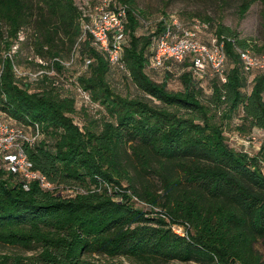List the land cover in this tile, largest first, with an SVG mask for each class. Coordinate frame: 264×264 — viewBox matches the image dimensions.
I'll return each instance as SVG.
<instances>
[{"label":"trees","instance_id":"16d2710c","mask_svg":"<svg viewBox=\"0 0 264 264\" xmlns=\"http://www.w3.org/2000/svg\"><path fill=\"white\" fill-rule=\"evenodd\" d=\"M124 4V65L113 66L129 76L134 95L112 90L105 77L111 64L81 35L73 0H0V49L29 30L33 54L50 58L28 62L64 74L60 61L71 56L80 84L104 109L81 129L73 98L59 96L51 73L16 75L11 53L0 51V111L14 123L38 124L42 136L24 149L53 182L45 189L29 181L24 189L0 151V264H264L256 247L264 248V72L244 70L229 42L224 79L209 65L197 71L192 52L154 66L155 38L172 24L137 34L144 20ZM228 30L217 33L264 51V43ZM146 66L176 67L181 86L168 88ZM203 80L211 82L208 99ZM218 111L230 119L239 113L240 131L263 132L256 155L226 140ZM175 223L186 234L173 231Z\"/></svg>","mask_w":264,"mask_h":264},{"label":"rangeland","instance_id":"374dc122","mask_svg":"<svg viewBox=\"0 0 264 264\" xmlns=\"http://www.w3.org/2000/svg\"><path fill=\"white\" fill-rule=\"evenodd\" d=\"M79 13L83 11L91 12L97 0H73ZM115 3H126L131 11L144 20V26L137 23L135 32L137 34H151L162 30L163 24H172L175 18L181 27H196V21L208 23V28L198 26L197 34L202 39L207 37L208 32H217L221 27L228 28L227 32L234 34L239 39H249L256 44L264 43V0H114ZM146 22V23H145ZM80 25V21H79ZM159 29V30H158ZM128 31V30H127ZM16 40L10 48L0 49L1 54L11 53L13 59V69L16 75H26L42 69L53 77L51 84L59 96L73 98V120L81 129L85 125H90L89 120L92 118H101L104 113L102 106L94 99L90 90L83 88L78 80L81 73L78 63H70L69 59H64L62 66L67 67L66 73L52 70L49 67L35 68L30 64L29 59L33 61H43L46 63L49 56L39 58L34 55L31 42H29V30L18 31ZM74 46V45H73ZM17 48V49H16ZM17 51H16V50ZM15 51V52H14ZM13 52V54H12ZM124 65V63H123ZM173 72L168 73L162 68H153L146 66L145 70L157 81L166 78V85L170 89H178L181 86L177 68L174 66ZM78 70V71H77ZM168 73V74H167ZM255 74H250L251 80L246 89L251 88ZM51 76V75H50ZM105 77L112 87V90L122 95H134L137 90L129 76H125L122 68H116L110 65ZM211 82L203 80V98L208 99L211 92ZM264 97V96H263ZM240 112V111H238ZM104 117V116H103ZM216 120L222 123L226 140L238 150L245 151L248 155L253 156L258 153L259 139L263 132L258 131H240L237 124L240 122L239 113H235L233 118L223 117L218 111L214 116ZM42 136V133L41 135ZM39 136V137H40ZM260 168L264 173V159H260ZM5 170V169H3ZM6 171V170H5ZM126 183L123 181V185ZM119 198H122L119 196ZM132 198V197H131ZM256 247L260 249L264 259V248L258 242ZM29 253V252H26ZM97 255H93L96 257ZM104 255H100L102 258ZM169 264H198L194 261L173 260Z\"/></svg>","mask_w":264,"mask_h":264},{"label":"built area","instance_id":"2783aa9c","mask_svg":"<svg viewBox=\"0 0 264 264\" xmlns=\"http://www.w3.org/2000/svg\"><path fill=\"white\" fill-rule=\"evenodd\" d=\"M126 5L115 3L114 0H97L91 12L83 11L80 14L81 35L88 37L102 50L111 65L123 66L122 51L126 41ZM173 27L168 26L165 31L155 38L154 52L151 63L161 66L165 58L181 59L187 52L193 54V67L203 70L209 65L213 70L225 78L223 71L226 66V43L229 42L237 51L242 67L246 71L259 69L264 72V51L255 52L245 45H240L229 34L208 32L205 39L199 38L198 26L208 28L207 22L196 21V27H181L173 19ZM89 59H86L87 63ZM62 62V61H60ZM64 63V62H62ZM41 69L32 72L34 75ZM0 111V151L7 170L18 174L22 178L21 186L28 188L29 181H34L41 188L49 189L53 182L47 176L33 167L24 146L36 140L41 135L38 124L33 122L26 125L14 123L3 117ZM176 233L186 234L183 224H172Z\"/></svg>","mask_w":264,"mask_h":264},{"label":"crops","instance_id":"0c3cea01","mask_svg":"<svg viewBox=\"0 0 264 264\" xmlns=\"http://www.w3.org/2000/svg\"><path fill=\"white\" fill-rule=\"evenodd\" d=\"M258 131H260V130H258Z\"/></svg>","mask_w":264,"mask_h":264}]
</instances>
